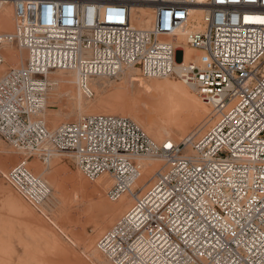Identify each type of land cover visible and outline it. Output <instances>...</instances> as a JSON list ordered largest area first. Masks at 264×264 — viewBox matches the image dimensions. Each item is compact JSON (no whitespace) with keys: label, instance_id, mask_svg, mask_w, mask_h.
Instances as JSON below:
<instances>
[{"label":"built area","instance_id":"1","mask_svg":"<svg viewBox=\"0 0 264 264\" xmlns=\"http://www.w3.org/2000/svg\"><path fill=\"white\" fill-rule=\"evenodd\" d=\"M8 2L15 28L0 33V66L8 45L30 59L0 76V135L18 150L68 154L90 181L107 176L112 202L133 197L98 250L112 264H264V0H0V11ZM141 9L153 14L148 29L132 25ZM186 45L198 60L185 62ZM126 68L191 84L213 123L176 143L119 115L55 130L40 116L48 71L87 81ZM145 159L159 166L137 188ZM9 178L29 202L48 199L25 163Z\"/></svg>","mask_w":264,"mask_h":264},{"label":"bare ground","instance_id":"2","mask_svg":"<svg viewBox=\"0 0 264 264\" xmlns=\"http://www.w3.org/2000/svg\"><path fill=\"white\" fill-rule=\"evenodd\" d=\"M14 12L11 2H8L0 11V33L14 31ZM134 12L133 26L146 29L152 27L154 18L149 10L141 9ZM180 40L185 42V38L182 36ZM184 50L186 63L190 60H198L200 52L197 49L186 45ZM3 57L4 63L0 66V76L13 68L25 66L30 59V53L20 50L13 44L4 47ZM180 63L177 62V64ZM113 78L99 76L84 81L79 78L77 71H48L45 79L49 93L45 94L46 106L40 116L50 129L55 130L66 123V120L71 122L76 114L78 117L75 120L88 115L118 114L132 118L143 129L146 122L147 131L144 130L154 140L158 142L170 140L176 143L196 133H203L214 121V110L194 92L191 84L183 82L179 77H145L137 68H126L115 79ZM67 96L76 100L74 107L68 106L61 111L53 108L55 107L53 105ZM114 107L118 109H113ZM43 112H46L44 116ZM175 130L180 131L181 135H177ZM194 139H197L196 135ZM10 145L13 150L7 151L0 142L2 180L6 179L9 182L10 172L25 163L28 170L45 188L48 197L43 204L36 205L25 198L23 201L10 188L3 189L6 196L11 199L12 209L25 219L28 234L34 238H41L45 248L54 251L67 264H88V261L91 264H112L98 250L96 236L88 234L86 230L90 223L97 225L95 216L89 210L91 206L104 201L103 190H107L113 184L112 179L103 176L97 179L95 184L89 183V179L77 169L71 156L55 152L48 144H45L43 149L32 151L18 150L12 144ZM17 152L22 157H19ZM143 163L145 171L136 186L137 188L147 187L150 184L152 173L159 166L157 161L151 159H145ZM51 189L54 191L53 193ZM16 192L18 191L16 190ZM51 196L59 199L61 210L59 215H52L49 223L41 214L40 216L36 215L35 211L46 205ZM117 202V208L114 207L112 210L116 212L118 208H122V211L124 210L122 214H124L132 205L133 197L124 195ZM78 207H81L80 212H77ZM41 210L45 216L46 211L43 208ZM105 227H108L107 224L100 229L98 227V232L101 233ZM53 228L69 230L73 236L71 241L75 240L77 245H83V257L73 253L69 246L55 234L56 230L54 233ZM6 230L11 233L12 225H9ZM23 246L25 252H30L28 243L25 242ZM12 253L13 248L10 240L4 239L0 232V264H12Z\"/></svg>","mask_w":264,"mask_h":264},{"label":"rangeland","instance_id":"3","mask_svg":"<svg viewBox=\"0 0 264 264\" xmlns=\"http://www.w3.org/2000/svg\"><path fill=\"white\" fill-rule=\"evenodd\" d=\"M113 79H115V77ZM47 92L49 93V91ZM62 99H60V101L57 104L53 105L55 106L53 107L54 109L61 111V109L65 110L66 107L68 106L74 107L76 105V100L70 96L63 97ZM56 105H57V108H56ZM113 109L117 110L118 108L114 107ZM45 114L46 112H43V116ZM77 117L78 116L76 114L75 117L72 118L71 121L75 120ZM66 121L69 122L70 120H66ZM144 125H145L144 129L146 130L147 128L146 122ZM174 132L179 136L181 135L180 131L175 130ZM200 134L201 133L199 132L197 133L196 136L198 137L200 136ZM0 142L7 151L13 150L11 145L8 144L1 136H0ZM17 154L19 155V157H22V155H20L18 152ZM88 182L91 184L96 183V181H89V180ZM5 188L7 189L10 188V190H12V192L16 194L19 198H21L23 201L25 199L18 192H16V190L10 185L8 181H6V179L2 180L1 174H0V232H1V236L4 239H9L11 242V246L13 248L12 264H53V263L54 264H67V262L65 260H62L54 251L47 250L45 248L44 241L41 238L39 237L34 238L30 234H28V232L26 231V227H25V219H23V217L20 216V214H18L12 209L11 199L8 198L5 192L3 191V189ZM103 191H104L103 193L105 194L104 201L91 206V209L89 210V212H91L95 216L97 225L90 223L87 225V229H86L88 234L92 236H96V239H98V237L103 232H106L108 229H110L120 219V217L123 215L122 213L124 212V210L122 211V208H118L119 210L117 209L116 212H114L112 209L114 207L117 208L118 202L116 203V202L110 201L106 196L107 190L105 189ZM53 192L54 191L52 190V193ZM60 206H61V203L59 199L51 196L47 204L42 206L43 210L46 211L45 213L47 215L46 214L45 216L43 215L42 213L43 211L41 210L42 208L36 209L35 214L38 216H40L41 214L50 223L49 220H51L50 219L51 217L59 215V212L61 210ZM80 209L81 207L80 208L78 207L77 212H80L79 211ZM4 221L6 223H3ZM106 224L108 227H105L104 230L101 233H99L97 230L98 227L100 229ZM9 225H12L11 233H8L6 230V228H8ZM53 230H54V233L57 231L55 234L58 237H60V239H62L64 244L69 246V248L73 251V253L75 252V254H78V256L83 257L82 255V252L84 251L83 245L81 244L77 245V242L75 240L71 241L73 239V236L69 232V230H65V229L61 230V228H58V229L53 228ZM25 242L29 244L30 252H25L26 250L24 249V246H23ZM88 264H91V263L88 261Z\"/></svg>","mask_w":264,"mask_h":264}]
</instances>
